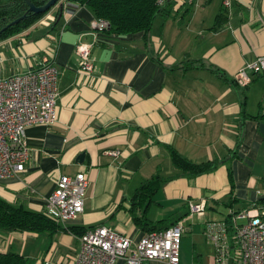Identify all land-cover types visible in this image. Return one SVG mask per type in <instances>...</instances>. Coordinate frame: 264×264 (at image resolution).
I'll return each instance as SVG.
<instances>
[{
  "label": "crops",
  "instance_id": "0c3cea01",
  "mask_svg": "<svg viewBox=\"0 0 264 264\" xmlns=\"http://www.w3.org/2000/svg\"><path fill=\"white\" fill-rule=\"evenodd\" d=\"M224 1L170 0V16H155L147 45L142 31L90 32L95 15L81 4L56 23L42 15L26 32L0 39V77L44 62L59 70L57 119L27 127L25 169L0 178V197L44 212L56 179L82 171L88 180L83 212L63 227L107 225L135 243L147 231L134 225L128 199L159 172L168 179L146 218L182 225L178 264H214L206 223L264 198V110H250L246 101L262 74L249 71L251 81L242 87L210 70L231 79L264 55V0ZM79 41L91 44L89 73L79 69ZM170 148L195 162L226 161L209 173L175 176ZM112 149L120 154L110 155ZM201 201L203 215L191 212L189 204ZM79 247V235L64 229L0 230V252H18L27 264H73Z\"/></svg>",
  "mask_w": 264,
  "mask_h": 264
},
{
  "label": "built area",
  "instance_id": "2783aa9c",
  "mask_svg": "<svg viewBox=\"0 0 264 264\" xmlns=\"http://www.w3.org/2000/svg\"><path fill=\"white\" fill-rule=\"evenodd\" d=\"M168 1L157 0V4ZM59 4L63 11L77 5L59 0L42 17L47 14L46 18L55 21ZM224 4L229 1L225 0ZM36 24L35 21L29 29ZM89 27L93 33L105 31L109 22L94 17ZM75 51L79 69L93 71L91 44L79 41ZM249 71L264 75V55L238 69L233 77L235 83L248 85ZM58 72L54 62H44L25 72L0 77V178L25 169L29 157L27 127L55 123ZM108 153L118 156L120 151L112 149ZM87 187L88 180L82 171L61 174L46 198L44 213L62 225L75 219L83 212ZM189 209L203 215L204 202L190 203ZM182 231V225L177 222L165 229L148 231L134 243L107 225L87 227L79 236L80 247L73 264H144L146 260L178 264ZM204 234L214 247V264H264V202L254 201L250 207L239 210L229 208L221 220L206 223Z\"/></svg>",
  "mask_w": 264,
  "mask_h": 264
},
{
  "label": "trees",
  "instance_id": "16d2710c",
  "mask_svg": "<svg viewBox=\"0 0 264 264\" xmlns=\"http://www.w3.org/2000/svg\"><path fill=\"white\" fill-rule=\"evenodd\" d=\"M47 1L48 0H31V2L36 6L42 5ZM67 1L72 4L86 5L92 10L95 17L106 19L109 22V27L106 29L107 32L121 35L142 31L146 45L149 42L150 29L155 16L162 15L164 18H168L170 16V10L167 8L169 1L164 5H158L157 0ZM46 12L41 14L28 12L27 5L24 0H0V29L12 20L26 14L22 20L6 28L0 34V39L7 38L13 34L23 31L25 28L31 26ZM57 14L58 11L56 12V18ZM184 64L189 66L187 62ZM190 66H192V64H190ZM210 70H212L218 77L236 85L233 78L230 79L226 77V75H224L219 69L211 67ZM244 104L245 101H243V105ZM261 114L264 116V113ZM249 117L258 116L250 115ZM169 156L174 167L179 170L175 176H186L188 178L212 172L220 163L226 161L225 157L222 159L195 162L184 157L174 148L169 149ZM167 179L166 177L161 176L159 172H155L150 177L143 180L128 199V212L130 213L134 225L146 230L147 232L169 227L167 225L169 219L152 222L148 220L145 215L146 209L152 201L154 194L159 190L161 184ZM256 201L264 202V198H259ZM176 223L177 222L172 223V225ZM59 229L70 231L79 236L85 230V228L75 226L63 227L62 224L57 223L48 217L44 212H35L25 209L22 206H15L0 197V230L5 232L29 231L39 233L48 231L53 233ZM0 264H27V258L15 251H2L0 252Z\"/></svg>",
  "mask_w": 264,
  "mask_h": 264
},
{
  "label": "rangeland",
  "instance_id": "374dc122",
  "mask_svg": "<svg viewBox=\"0 0 264 264\" xmlns=\"http://www.w3.org/2000/svg\"><path fill=\"white\" fill-rule=\"evenodd\" d=\"M29 27L25 28L23 31H25L26 29L28 30ZM38 27H41V23L38 24ZM250 86L251 90L249 88L247 89V92L250 90V92L248 93L249 98L246 97V101L248 102V109L255 110L258 109V107H262V110H264V75L259 76L256 81H253L251 83ZM202 264H206V262L204 261Z\"/></svg>",
  "mask_w": 264,
  "mask_h": 264
},
{
  "label": "water",
  "instance_id": "95a60500",
  "mask_svg": "<svg viewBox=\"0 0 264 264\" xmlns=\"http://www.w3.org/2000/svg\"><path fill=\"white\" fill-rule=\"evenodd\" d=\"M59 0H48L47 2H45L44 4L42 5H39V6H36L34 5L31 0H24V2L26 3L27 5V11L28 12H31L33 14H41V13H44L46 11H48L50 8H52L53 6H55L57 4ZM62 13H63V7L61 4H59V7H58V14H57V18H56V22L59 21L60 17L62 16ZM26 16V14L22 15L21 17H18L17 19H14L12 20L11 22L7 23L4 27H2L0 29V34L6 29L8 28L9 26L19 22L20 20H22L24 17ZM79 158L81 159L82 158V155L79 156ZM82 160V159H81Z\"/></svg>",
  "mask_w": 264,
  "mask_h": 264
}]
</instances>
